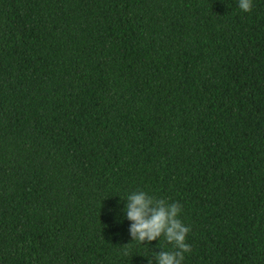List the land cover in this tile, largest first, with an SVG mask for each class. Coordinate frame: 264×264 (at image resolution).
<instances>
[{"label":"trees","instance_id":"16d2710c","mask_svg":"<svg viewBox=\"0 0 264 264\" xmlns=\"http://www.w3.org/2000/svg\"><path fill=\"white\" fill-rule=\"evenodd\" d=\"M135 190L264 264V0H0V264H146Z\"/></svg>","mask_w":264,"mask_h":264},{"label":"clouds","instance_id":"9594fccd","mask_svg":"<svg viewBox=\"0 0 264 264\" xmlns=\"http://www.w3.org/2000/svg\"><path fill=\"white\" fill-rule=\"evenodd\" d=\"M252 6L253 0H237V7L242 12H250ZM123 201L122 217L117 222H129L127 234L130 241L138 244L158 241L156 248L159 251L151 250L150 254L143 256L146 264H183L184 254L191 248L185 242L190 228L179 218L180 203L168 202L166 198H157L143 190L128 193ZM161 237L172 246L171 249L158 246Z\"/></svg>","mask_w":264,"mask_h":264}]
</instances>
